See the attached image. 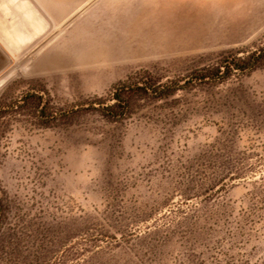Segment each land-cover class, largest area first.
I'll use <instances>...</instances> for the list:
<instances>
[{"label": "rangeland", "instance_id": "374dc122", "mask_svg": "<svg viewBox=\"0 0 264 264\" xmlns=\"http://www.w3.org/2000/svg\"><path fill=\"white\" fill-rule=\"evenodd\" d=\"M44 1L54 28L85 2ZM204 5L172 46L61 68L72 19L0 81V264H264V63L195 78L264 52V0ZM144 83L173 91L96 110Z\"/></svg>", "mask_w": 264, "mask_h": 264}, {"label": "crops", "instance_id": "0c3cea01", "mask_svg": "<svg viewBox=\"0 0 264 264\" xmlns=\"http://www.w3.org/2000/svg\"><path fill=\"white\" fill-rule=\"evenodd\" d=\"M35 1L49 15L44 8L49 2ZM63 1L65 5L75 4V0ZM204 3L205 0H92L73 18L47 55L57 53L65 62L68 59L61 68L139 57L159 45L172 46L175 29L187 27L186 20H182V26L173 24L177 10L184 7V12L189 13L191 9L185 7L196 5L202 11Z\"/></svg>", "mask_w": 264, "mask_h": 264}, {"label": "water", "instance_id": "95a60500", "mask_svg": "<svg viewBox=\"0 0 264 264\" xmlns=\"http://www.w3.org/2000/svg\"><path fill=\"white\" fill-rule=\"evenodd\" d=\"M91 1L54 28L50 17L35 0H0V81L45 45Z\"/></svg>", "mask_w": 264, "mask_h": 264}, {"label": "trees", "instance_id": "16d2710c", "mask_svg": "<svg viewBox=\"0 0 264 264\" xmlns=\"http://www.w3.org/2000/svg\"><path fill=\"white\" fill-rule=\"evenodd\" d=\"M224 62V69L220 67L204 68L196 73L195 78L199 80H215L217 78H223L232 70L244 71L246 69H254L264 63V52H251L246 56H229L226 57ZM172 91L173 89L170 88L164 90H160L159 88L150 89V87L147 86L145 83L143 85L136 86L123 85L115 90L113 94V99L115 100V102L113 104L107 105L105 107H102L101 109L96 110L101 111V113L105 116L111 117L113 119H120L128 111L131 101L136 94L142 95L149 94V92H151L162 96L163 94L167 95ZM28 97L30 99L32 98V100L34 101L36 100V98H38V100L35 102L37 104L36 106H39L38 103H40L41 100L38 95L30 93L25 99H28Z\"/></svg>", "mask_w": 264, "mask_h": 264}]
</instances>
